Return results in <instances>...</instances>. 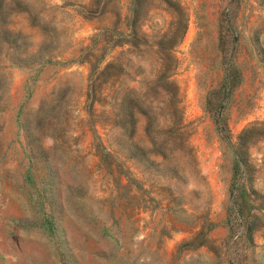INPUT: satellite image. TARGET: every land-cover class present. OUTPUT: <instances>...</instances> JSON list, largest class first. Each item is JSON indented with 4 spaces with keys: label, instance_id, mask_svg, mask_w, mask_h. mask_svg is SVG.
Here are the masks:
<instances>
[{
    "label": "rangeland",
    "instance_id": "obj_1",
    "mask_svg": "<svg viewBox=\"0 0 264 264\" xmlns=\"http://www.w3.org/2000/svg\"><path fill=\"white\" fill-rule=\"evenodd\" d=\"M90 1L0 0V264H264V137L236 158L243 131L264 129V0H174L188 18L176 112L150 45H106L125 74L92 104L83 49L97 27L127 32L134 0L92 19ZM144 16L155 41L172 20ZM127 92L152 132L140 113L121 127ZM133 144L152 161L128 159Z\"/></svg>",
    "mask_w": 264,
    "mask_h": 264
},
{
    "label": "trees",
    "instance_id": "obj_2",
    "mask_svg": "<svg viewBox=\"0 0 264 264\" xmlns=\"http://www.w3.org/2000/svg\"><path fill=\"white\" fill-rule=\"evenodd\" d=\"M114 0H91L88 7V17L95 18L97 16L106 14L109 12V6ZM148 0H134L131 6V15L127 17V32L120 30L119 26L115 24L113 27H97L99 31L95 33L91 42L83 49V57L81 62H86L89 65V84L87 96L91 98L92 104L96 103V94L104 93L105 90L114 92L115 94L120 91L119 81L121 79L123 68L120 67L114 60H109L106 64V45L109 43V52L112 51L117 46H129L131 52H137L142 48L150 45L156 49L159 60V73L157 86L161 88V95H163L168 101L173 102L174 111L176 112L178 107L176 101L178 102V90L174 87V82L171 80L174 75L175 70L178 67V60L174 55L176 48L182 42L186 31H187V13L178 2L174 0H160V3L154 6ZM159 8L166 10L171 14L172 20L170 25L166 28L162 34L159 36L158 40H151V35L146 31L145 26V16L154 9ZM109 30L116 31L119 36L117 40L111 42L115 36H112L106 44L100 46V36L101 32H108ZM123 35V36H120ZM124 37V38H122ZM110 41V42H109ZM119 66V72H118ZM117 70V72H116ZM132 92V91H130ZM127 92L124 97L120 100V107L118 112L115 113L121 124V127L125 131H131L135 127V121L137 114H143L148 119L147 129L152 132V116L150 109L142 104L141 98L136 94H131ZM107 95V94H106ZM110 95V94H108ZM114 95H111V98ZM131 129V130H130ZM264 137V129L261 127L253 126L241 134L236 147V158L239 162L245 161L246 148L249 147L250 141L254 137ZM151 149L159 150L164 152V148L159 146L157 141L154 139V146ZM150 149V150H151ZM141 153V157H145L147 162H151L150 155L146 149H142L137 145L133 144L130 148V152L127 154V158L131 159Z\"/></svg>",
    "mask_w": 264,
    "mask_h": 264
}]
</instances>
